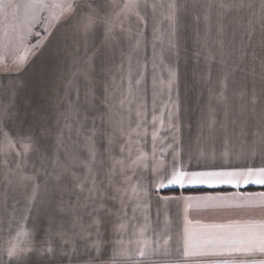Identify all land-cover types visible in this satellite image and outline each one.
Listing matches in <instances>:
<instances>
[{
    "label": "snow or ice",
    "instance_id": "obj_1",
    "mask_svg": "<svg viewBox=\"0 0 264 264\" xmlns=\"http://www.w3.org/2000/svg\"><path fill=\"white\" fill-rule=\"evenodd\" d=\"M241 181L264 185V0H0V264H264V221L190 219L264 192L162 194Z\"/></svg>",
    "mask_w": 264,
    "mask_h": 264
},
{
    "label": "crops",
    "instance_id": "obj_2",
    "mask_svg": "<svg viewBox=\"0 0 264 264\" xmlns=\"http://www.w3.org/2000/svg\"><path fill=\"white\" fill-rule=\"evenodd\" d=\"M180 2H184V0H180ZM183 64V61H182ZM189 66H191V62H189ZM190 82V81H189ZM190 100L186 105L189 112L191 113L190 123H192V129L190 134L195 136L196 133V120L199 116V108L197 107L196 96L195 93L189 91L188 93ZM206 102V93L205 97L201 98L200 103L203 104ZM223 118V112L221 111L218 119ZM188 129H185V135H188ZM217 150L219 151V144L217 145ZM258 164V159H257ZM190 187H206V188H220L214 191H199V192H186V191H177V192H163L168 189H182L178 185H171L168 188L162 190V194L164 195H185V196H203V195H239V194H247V193H261L264 192V185L256 184V183H243L240 182V186L237 188L231 184H216V185H207V184H185L183 188ZM172 209V223L170 225L173 232L176 231V219H175V205L171 206ZM190 219L193 221V226L204 225V224H221L228 223L230 221H264V206H261L259 203L255 204L253 207L246 208L243 210H229V211H221V212H193L190 216ZM163 222V217L161 218ZM180 226L182 227V221L180 222Z\"/></svg>",
    "mask_w": 264,
    "mask_h": 264
},
{
    "label": "trees",
    "instance_id": "obj_3",
    "mask_svg": "<svg viewBox=\"0 0 264 264\" xmlns=\"http://www.w3.org/2000/svg\"><path fill=\"white\" fill-rule=\"evenodd\" d=\"M220 188H206V187H190V188H182V189H168L163 192H177V191H186V192H199V191H214Z\"/></svg>",
    "mask_w": 264,
    "mask_h": 264
},
{
    "label": "rangeland",
    "instance_id": "obj_4",
    "mask_svg": "<svg viewBox=\"0 0 264 264\" xmlns=\"http://www.w3.org/2000/svg\"><path fill=\"white\" fill-rule=\"evenodd\" d=\"M35 30H36V31H41V29H40L39 27H37ZM41 34H43V33H41ZM32 42L35 43V39H33Z\"/></svg>",
    "mask_w": 264,
    "mask_h": 264
}]
</instances>
